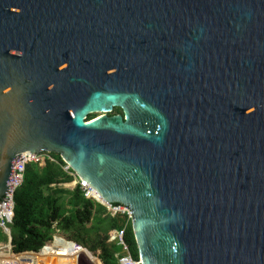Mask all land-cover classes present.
Returning <instances> with one entry per match:
<instances>
[{
  "label": "water",
  "instance_id": "1",
  "mask_svg": "<svg viewBox=\"0 0 264 264\" xmlns=\"http://www.w3.org/2000/svg\"><path fill=\"white\" fill-rule=\"evenodd\" d=\"M27 150L128 206L143 264H264V0H0V197Z\"/></svg>",
  "mask_w": 264,
  "mask_h": 264
},
{
  "label": "trees",
  "instance_id": "2",
  "mask_svg": "<svg viewBox=\"0 0 264 264\" xmlns=\"http://www.w3.org/2000/svg\"><path fill=\"white\" fill-rule=\"evenodd\" d=\"M52 154L55 161L28 164L23 183L14 192L13 249L37 250L60 233L88 248L102 264H119L121 248L109 238L113 230L124 228L130 252L139 258L131 221L127 223L125 215L111 214L100 202L86 198L78 186H61L73 176L63 169L61 156ZM7 239L0 228V242Z\"/></svg>",
  "mask_w": 264,
  "mask_h": 264
},
{
  "label": "built area",
  "instance_id": "3",
  "mask_svg": "<svg viewBox=\"0 0 264 264\" xmlns=\"http://www.w3.org/2000/svg\"><path fill=\"white\" fill-rule=\"evenodd\" d=\"M47 161H55L50 151L21 152L13 161L11 174L7 181L6 196L0 197V228L7 234L6 242H0V264H101L100 260L83 245L56 233L53 238L37 250L15 251L11 243V229L14 217V192L23 183L26 166L30 163L43 165ZM63 169L73 176L74 188L78 186L84 196L103 204L111 214L121 213L126 216L127 223L132 222V210L123 204H108L101 202L98 193L83 179L76 176L69 164L64 162ZM65 183L64 185H66ZM110 241H114L121 248L119 264H143L139 258H134L128 243L124 238V228L113 230Z\"/></svg>",
  "mask_w": 264,
  "mask_h": 264
},
{
  "label": "flooded vegetation",
  "instance_id": "4",
  "mask_svg": "<svg viewBox=\"0 0 264 264\" xmlns=\"http://www.w3.org/2000/svg\"><path fill=\"white\" fill-rule=\"evenodd\" d=\"M79 33L77 35H73V37H68L67 38V42L74 43V48H75V44L79 45V49L76 52V59H77V63L79 65H83V56L81 54V50H80V45L81 44H89L90 46L93 44V33H89L86 34L85 31L78 29ZM70 49H68L69 51ZM63 57H65V55H63ZM93 66L92 61L89 58V62L88 65H86L85 67L90 68ZM116 114H120V115H124V111L121 107L113 105L111 106L109 109L106 110H94V111H90L86 117H85V121L86 122H90L93 121L99 117H101L102 115H107V116H111V115H116Z\"/></svg>",
  "mask_w": 264,
  "mask_h": 264
},
{
  "label": "rangeland",
  "instance_id": "5",
  "mask_svg": "<svg viewBox=\"0 0 264 264\" xmlns=\"http://www.w3.org/2000/svg\"><path fill=\"white\" fill-rule=\"evenodd\" d=\"M65 183L61 184V186L67 187V188H71L72 186H74L73 181L67 182L66 185H64ZM11 236V233H10ZM11 240H12V236H11Z\"/></svg>",
  "mask_w": 264,
  "mask_h": 264
}]
</instances>
